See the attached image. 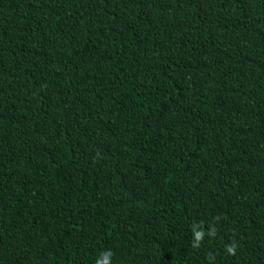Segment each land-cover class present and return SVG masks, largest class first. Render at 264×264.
I'll list each match as a JSON object with an SVG mask.
<instances>
[{
    "label": "trees",
    "instance_id": "1",
    "mask_svg": "<svg viewBox=\"0 0 264 264\" xmlns=\"http://www.w3.org/2000/svg\"><path fill=\"white\" fill-rule=\"evenodd\" d=\"M109 250L264 264V0H0V264Z\"/></svg>",
    "mask_w": 264,
    "mask_h": 264
},
{
    "label": "clouds",
    "instance_id": "2",
    "mask_svg": "<svg viewBox=\"0 0 264 264\" xmlns=\"http://www.w3.org/2000/svg\"><path fill=\"white\" fill-rule=\"evenodd\" d=\"M208 235L214 236L215 231L210 229L208 232ZM203 238H204V232L203 231L195 233V240H194V243L192 246L193 247H199ZM235 249H236V244L232 243V244L228 245L226 250L230 255H235ZM102 255L104 257L103 261L98 260L97 264H111V257L114 255V253L109 250V251H105L104 253H102Z\"/></svg>",
    "mask_w": 264,
    "mask_h": 264
}]
</instances>
